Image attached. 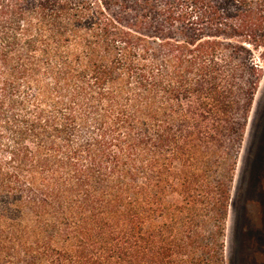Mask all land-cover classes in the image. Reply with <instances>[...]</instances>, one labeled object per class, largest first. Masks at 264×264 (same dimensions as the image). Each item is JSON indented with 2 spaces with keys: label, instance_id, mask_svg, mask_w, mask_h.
I'll return each instance as SVG.
<instances>
[{
  "label": "trees",
  "instance_id": "trees-1",
  "mask_svg": "<svg viewBox=\"0 0 264 264\" xmlns=\"http://www.w3.org/2000/svg\"><path fill=\"white\" fill-rule=\"evenodd\" d=\"M263 80L264 0H0V264H225Z\"/></svg>",
  "mask_w": 264,
  "mask_h": 264
},
{
  "label": "rangeland",
  "instance_id": "rangeland-1",
  "mask_svg": "<svg viewBox=\"0 0 264 264\" xmlns=\"http://www.w3.org/2000/svg\"><path fill=\"white\" fill-rule=\"evenodd\" d=\"M225 223V264H264V80L239 149ZM170 194L167 202H176Z\"/></svg>",
  "mask_w": 264,
  "mask_h": 264
},
{
  "label": "flooded vegetation",
  "instance_id": "flooded-vegetation-1",
  "mask_svg": "<svg viewBox=\"0 0 264 264\" xmlns=\"http://www.w3.org/2000/svg\"><path fill=\"white\" fill-rule=\"evenodd\" d=\"M263 238H264V235H263Z\"/></svg>",
  "mask_w": 264,
  "mask_h": 264
}]
</instances>
